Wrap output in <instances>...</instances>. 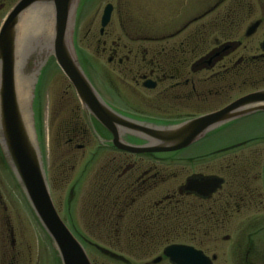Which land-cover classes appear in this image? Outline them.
<instances>
[{
    "label": "flooded vegetation",
    "instance_id": "obj_1",
    "mask_svg": "<svg viewBox=\"0 0 264 264\" xmlns=\"http://www.w3.org/2000/svg\"><path fill=\"white\" fill-rule=\"evenodd\" d=\"M18 1L0 0V26ZM106 5L111 8L109 20L101 27ZM104 8L98 38L105 35L115 14L110 3ZM169 11V23L164 26L168 33L153 30L158 23L155 17L151 36L141 40L151 43L149 47L137 44L142 29L131 32L126 19L121 36L129 38V45L116 42L107 50L105 41L97 40L96 53L99 48L102 53L106 50L107 64L116 61L124 67L123 76L119 70L120 77L103 78L110 82V100L93 84V61L73 47L89 84L116 115L144 125H174L264 89V0H173ZM80 13L77 10V28ZM91 33L88 27L83 37ZM121 52L123 56L118 55ZM96 69L93 72L99 77L102 72ZM245 89L250 91L219 108L199 111L208 108L211 100L223 99L226 92ZM75 99L80 109L71 113L61 135L65 147L83 155L88 150L93 187L86 217L92 232L85 238L72 225L74 234L59 218L81 246H94L122 264H264V175L263 164L262 172L255 171L256 136L203 148L207 139L219 135L233 120L180 150L131 153L116 148L111 133L88 117ZM132 99L137 104H129ZM117 134L122 143L147 144L122 128ZM17 188L22 195L0 147V264H15L18 255ZM100 245L124 253L115 254ZM170 246L189 249L170 257L164 254Z\"/></svg>",
    "mask_w": 264,
    "mask_h": 264
},
{
    "label": "rangeland",
    "instance_id": "obj_2",
    "mask_svg": "<svg viewBox=\"0 0 264 264\" xmlns=\"http://www.w3.org/2000/svg\"><path fill=\"white\" fill-rule=\"evenodd\" d=\"M172 2L173 0H160L159 3L156 0H78L69 40L76 50L80 48L83 51L78 55L93 61V66L91 65L93 71L97 70L96 67H100L102 74H99V77H96L97 74H94L91 69L90 71L94 76L92 77L93 84L104 99L110 100L112 91L111 87H108L110 82L104 81L103 78L123 76L124 67H118L116 61L112 65L107 64L106 59L109 53L106 50L102 53L100 48L98 53H96L97 40H100V42L105 41L107 50L112 43L129 45V38L121 36V24L126 19L124 24L129 30H132L131 32H134V29H142L138 34L139 41L137 44L142 47L151 46V43L141 40L146 36H151L150 29L153 27L155 17L158 23L156 26L154 25L153 30L159 33L165 31L164 26L169 23V6ZM106 3L114 6L115 14L111 16V24L106 28L105 35L98 38L99 16ZM80 9L78 29L74 23L77 20V10L79 12ZM120 14L122 16H117ZM88 27L94 33L83 37ZM118 55L123 56V53L121 52ZM46 56L48 58L45 59L44 63L41 61L43 65L40 70H37L39 72L34 87L30 88L29 91L27 106L30 110V122L32 123L39 159L52 204L58 216L67 223L70 231H74L72 230L73 225L78 235L88 238L92 230L88 229L91 223L86 217V212H88L86 203L90 201L89 195L93 187L92 171H90L91 168L89 169V166L87 167L86 161L88 150H85L86 152L84 151L83 155V151H73L65 147L62 136L68 124L66 121H71L69 117L73 111L76 112L79 104L75 99L70 84L57 68L53 57L47 54ZM118 71L121 72L119 75L117 74ZM35 75L36 73L34 77ZM94 78L98 79L95 80ZM117 86L120 88L118 84ZM248 91L250 89L240 90V93L236 91L226 92L223 99L211 100L208 103V108L200 109L199 111L208 112L219 108L239 96V94L241 95L243 92ZM132 100L128 101L129 104H137L135 100H133L134 102ZM223 128L219 135L207 139L203 148L216 146L220 142L226 143L232 140L237 141L256 136L258 143L255 144L254 149L259 160L256 170L255 168L254 170L262 172L264 160V113L257 112L253 113V115L242 117L225 125ZM259 135L260 137H258ZM92 147L94 145H90V148ZM68 159L69 162H66ZM23 198H25L23 193L21 195L18 188L15 189V239L17 241L15 251L18 253L15 264H61L51 240L39 224L26 198L25 201ZM82 247H84L87 256L93 264H122L100 253L94 246L84 244ZM100 247L115 254L124 253L122 250L115 251L116 249H110V247L104 245H100Z\"/></svg>",
    "mask_w": 264,
    "mask_h": 264
},
{
    "label": "water",
    "instance_id": "obj_3",
    "mask_svg": "<svg viewBox=\"0 0 264 264\" xmlns=\"http://www.w3.org/2000/svg\"><path fill=\"white\" fill-rule=\"evenodd\" d=\"M77 2L78 0H19L0 26V147L18 187L55 247L61 264H90V262L82 246L62 223L54 209L41 167L30 114H28L26 125H30L31 138L25 129L17 103L14 83L17 60L15 28L21 14L31 6L41 3L52 7L53 33L48 48H45V44L42 45L45 50L38 51L37 58L29 57L23 64V72L32 77L30 88L34 87L39 72L37 70H40L42 63L48 58L46 54L51 55L57 68L73 89L86 115L93 117L111 133L112 143L119 150L137 154L180 150L221 125L252 113L264 112L263 89L240 97L216 112L174 125H144L116 115L104 104L89 84L77 62L73 45L69 40ZM110 9V5H106L103 9L101 27L107 24ZM38 47L41 46L38 44ZM34 65H39V67L36 68ZM31 69L35 70L34 73ZM27 111L30 112L28 106ZM118 128L142 137L147 144L133 146L122 143L117 134ZM187 249L189 248L170 246L165 248L164 254L171 257L175 252L184 253L183 250ZM171 259L177 263L180 262V259Z\"/></svg>",
    "mask_w": 264,
    "mask_h": 264
},
{
    "label": "bare ground",
    "instance_id": "obj_4",
    "mask_svg": "<svg viewBox=\"0 0 264 264\" xmlns=\"http://www.w3.org/2000/svg\"><path fill=\"white\" fill-rule=\"evenodd\" d=\"M52 14L53 9L51 6L37 3L21 14L15 28V55L17 57L14 73L15 94L29 137H32V134L29 127L30 125H26L29 114V111H27V100L32 77L26 75L22 68L23 64L28 60L27 58L32 56L37 58V56H39L37 53L44 51L46 47L48 48L53 33ZM37 42L39 46H41L40 48ZM42 45L45 46L44 49ZM34 66H36V68L39 67V65ZM31 71L34 73L35 70L31 69Z\"/></svg>",
    "mask_w": 264,
    "mask_h": 264
}]
</instances>
